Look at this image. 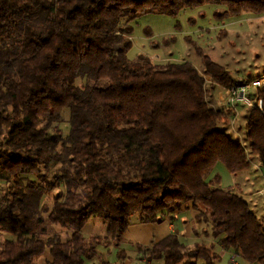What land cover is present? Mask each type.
<instances>
[{"label":"trees","instance_id":"trees-1","mask_svg":"<svg viewBox=\"0 0 264 264\" xmlns=\"http://www.w3.org/2000/svg\"><path fill=\"white\" fill-rule=\"evenodd\" d=\"M203 6L220 22L264 15V0H0V180L13 182L0 192V233L11 237L0 264H37L46 252L47 264H109L92 261L99 248L118 249L132 222L161 224L188 202L213 242L187 247L169 235L136 246L141 264H216V245L241 264H264V220L217 189L218 175L209 179L217 164L236 174L252 157L264 177V91L242 140L227 133V114L208 107L191 63L127 57L138 17ZM201 58L214 83L238 82ZM50 195L51 206L42 203ZM95 217L105 235L85 236ZM48 224L68 236L44 237Z\"/></svg>","mask_w":264,"mask_h":264},{"label":"rangeland","instance_id":"rangeland-1","mask_svg":"<svg viewBox=\"0 0 264 264\" xmlns=\"http://www.w3.org/2000/svg\"><path fill=\"white\" fill-rule=\"evenodd\" d=\"M213 9L214 7L212 6H203L195 9H184L176 17L159 14H144L138 17L132 23L133 32L132 36L129 37L132 41V47L127 53V57L134 59L136 55L142 53L150 56L154 63L159 65L165 63H191L205 79L204 91L208 107L228 114L223 109V103L220 100L222 86L210 81L211 78H206V75L202 73L203 64L201 56L205 54L212 61H216L215 63L218 65L231 66L233 73H235V69H238V72L241 71V74L252 77L259 72L260 68H264V15L243 14L240 18H230L220 22L212 18ZM188 39L195 42V46L189 43ZM196 48L199 50L198 52ZM224 51L226 58L228 52L231 53L226 64H223L224 58L220 54ZM230 74L233 80H240L235 78L232 72ZM242 80L247 79H241L240 81ZM250 109L243 107L240 116L247 114ZM239 125L243 127L241 121ZM58 128L64 134H67L69 128L67 112L63 113L62 122L58 124ZM214 173L219 175L222 182L230 176V173L221 164L215 166ZM12 185L13 182L0 180V192ZM51 196L44 197L42 203L51 206ZM46 228L47 231L44 237L52 233H58L64 239L68 236V232L58 225L48 224ZM199 228L208 236L204 238L206 241H203L201 244H209V240L213 241L210 236L211 226L209 222L201 223ZM82 233L85 236H104L105 227L97 217L91 218L85 225ZM7 239H11V237L0 233V243ZM185 245L188 246L187 243ZM110 252H113V247H110ZM98 254V260H93V263L103 260L108 262L109 260L112 264H130L127 259L119 261L108 259L109 254L102 248L98 249ZM104 255L108 257L104 258ZM48 258V253L46 252L38 258L36 263L47 264ZM233 259L234 263L241 264L238 259ZM132 263H143L141 256L138 255ZM153 264L159 263L153 262ZM216 264L233 263L231 259L228 260V257H225Z\"/></svg>","mask_w":264,"mask_h":264},{"label":"crops","instance_id":"crops-1","mask_svg":"<svg viewBox=\"0 0 264 264\" xmlns=\"http://www.w3.org/2000/svg\"><path fill=\"white\" fill-rule=\"evenodd\" d=\"M224 53L225 51L220 54L223 55L224 58L222 61L223 64H226L231 53L228 52L227 58L225 57ZM220 66H222L226 71L232 72L234 77L240 80L254 79L264 76V68H260L259 72L252 77H247V75L241 74V71L238 72V69H235V73H233L231 66ZM206 78L210 79L211 77L206 75ZM210 81H212V79ZM240 121L243 123V127L239 125ZM244 121L245 115L243 114L237 121L236 134H231L228 126L227 133H230L231 137L238 136L239 139L241 138L243 140L245 136ZM250 164L251 165L247 170L241 171L236 174H230V176H228V178H226L223 182L219 177L220 181L215 185V187L221 190L232 191L233 193L241 196L249 205L252 213L259 220H264V177L257 158H250ZM213 175L218 174H215L213 170L212 174L209 176L210 180ZM196 215L197 212L192 209L191 202H188L180 207L177 214L173 215L170 218L165 217L164 221L161 224H141L132 222L128 227L126 233L124 234V240L120 247L118 249L113 248V252H110L108 255L109 257L104 255V258L108 257V259H112L113 261H119L115 257V254L118 250H123V252H125V259H127L130 264H133L132 262L137 258L138 255H140V252L136 248L137 245L151 247L169 235H176L184 245L186 243L188 244L187 247L192 246L195 243L201 244L203 243V241H206L204 238L208 236L201 231V228H199L200 224L195 223L194 218ZM208 242L211 243L213 241L209 240ZM216 252L219 256L220 261L225 257H228V260H230L231 258H235L234 255H232L230 252L224 251L217 245ZM156 263L160 264V262ZM109 264H112V262H109Z\"/></svg>","mask_w":264,"mask_h":264},{"label":"built area","instance_id":"built-area-1","mask_svg":"<svg viewBox=\"0 0 264 264\" xmlns=\"http://www.w3.org/2000/svg\"><path fill=\"white\" fill-rule=\"evenodd\" d=\"M260 91H264V76L238 81L228 87H222L220 100L223 103V109L228 112L227 124L231 134H236L235 125L240 119L243 107L260 108L261 99L258 96ZM231 262L236 264L233 258H231Z\"/></svg>","mask_w":264,"mask_h":264}]
</instances>
